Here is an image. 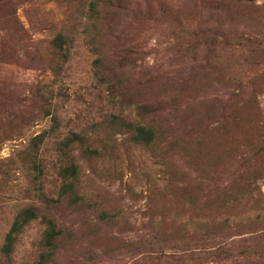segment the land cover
Segmentation results:
<instances>
[{
    "label": "rangeland",
    "instance_id": "obj_1",
    "mask_svg": "<svg viewBox=\"0 0 264 264\" xmlns=\"http://www.w3.org/2000/svg\"><path fill=\"white\" fill-rule=\"evenodd\" d=\"M71 130L78 201L26 148ZM29 205L44 264H264V0H0V264L40 263Z\"/></svg>",
    "mask_w": 264,
    "mask_h": 264
},
{
    "label": "trees",
    "instance_id": "obj_2",
    "mask_svg": "<svg viewBox=\"0 0 264 264\" xmlns=\"http://www.w3.org/2000/svg\"><path fill=\"white\" fill-rule=\"evenodd\" d=\"M107 1V0H106ZM110 2L108 1V4ZM107 4V3H106ZM95 9V5L93 4L90 8V17L92 19L93 12ZM111 5H105L104 8H102V12L107 13L111 11ZM66 38L67 34L59 35L57 37V40H55L54 44L56 48L61 50V52H65L64 50L67 49L65 48V43H66ZM68 50V49H67ZM120 57V56H119ZM122 65V64H121ZM113 70V69H112ZM112 70H105V75L102 76L105 81H107V84L109 83L110 80L113 78V71ZM114 72V76H115ZM123 116L126 117L125 112H118L117 116ZM117 116L115 118L117 119ZM60 128V124H59ZM151 126H148L145 122L138 121L135 124H131L130 126V131L133 134L132 141L135 144L143 143V142H150L146 134H153L151 131ZM66 137L61 138L59 145L57 147V155L61 157L60 162L57 161L54 148L52 153L50 154L48 151L41 149L40 144L41 142H44V137L42 136H35L34 138L31 139L26 147L27 150H31V158L33 159V164H34V170L36 172V176L38 175V178H43L47 175L50 174V171H55L57 176L60 177L62 180V192L61 194L59 193V200L63 199V196H67L69 192H72L70 196H75V201H78L79 198L82 199L84 194L86 192H81L78 190L79 187V179L81 177L80 171H79V166L78 164L74 161L71 160L69 162H64L63 161V156L64 155H69L70 150H73V147L75 144H82L83 143V133L77 130H71L70 132L66 133ZM145 135V136H144ZM41 138V139H40ZM152 139V138H150ZM152 141V140H151ZM40 143V144H39ZM41 150V151H40ZM91 154L93 153H98L97 148H93L90 150H87ZM40 174V175H39ZM81 189V187H80ZM42 197L44 196L43 191H45L43 188H40ZM62 196V197H61ZM45 204H51L50 200L47 198V196H44L42 200ZM49 209V207H48ZM39 220L40 223H43L46 225L45 230L43 231L42 238H41V246L43 248V252L39 255L40 263L39 264H44L53 254L54 250L58 247V242L61 236V229L59 228V222L51 211L49 210L48 212L42 211L41 207H37L35 205H29L27 206L24 211H22L18 216L16 221L14 222V226L12 228L11 234L8 236V241L6 242L4 249L7 252H11L13 249V243L15 239V235L13 234L14 232H19L23 228V226L31 221H36Z\"/></svg>",
    "mask_w": 264,
    "mask_h": 264
}]
</instances>
